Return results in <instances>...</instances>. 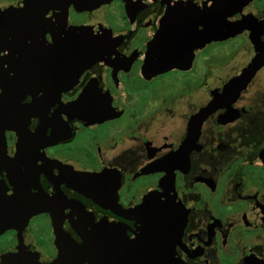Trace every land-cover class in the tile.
Masks as SVG:
<instances>
[{"label":"flooded vegetation","instance_id":"1","mask_svg":"<svg viewBox=\"0 0 264 264\" xmlns=\"http://www.w3.org/2000/svg\"><path fill=\"white\" fill-rule=\"evenodd\" d=\"M110 236L264 264V0H0V256Z\"/></svg>","mask_w":264,"mask_h":264},{"label":"water","instance_id":"2","mask_svg":"<svg viewBox=\"0 0 264 264\" xmlns=\"http://www.w3.org/2000/svg\"><path fill=\"white\" fill-rule=\"evenodd\" d=\"M95 235H89V237L87 239H84V244L86 245L85 247L90 246V250H92V252L98 251V250H102V248H96L95 246H93L94 244L89 245L90 243H95ZM118 239V238H117ZM118 240L113 239L111 236L109 239L105 240V243H108L109 245H112L108 248L109 252H110V258L113 259L115 264H118V259L120 258V255L118 254V250L119 248L116 246ZM22 247H19L17 250L4 254L3 256H0V264H41L38 260H35L33 258H29L26 255L23 254L22 252ZM133 249L135 251H138L140 249V247L137 245L133 246ZM157 250L158 252V257H163L159 258L162 259L160 261H158V263H153V264H169L167 262H165V259L168 260L170 259L172 256L174 257V253L172 254V251L170 248L168 247H162L161 245H157V246H152V250ZM164 261V262H163ZM112 264V263H111ZM133 264H138V263H133Z\"/></svg>","mask_w":264,"mask_h":264}]
</instances>
